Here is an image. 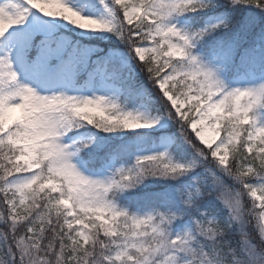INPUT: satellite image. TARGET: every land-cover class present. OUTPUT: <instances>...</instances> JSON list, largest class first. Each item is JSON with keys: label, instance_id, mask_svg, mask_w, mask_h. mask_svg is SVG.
Listing matches in <instances>:
<instances>
[{"label": "snow or ice", "instance_id": "6c2138e0", "mask_svg": "<svg viewBox=\"0 0 264 264\" xmlns=\"http://www.w3.org/2000/svg\"><path fill=\"white\" fill-rule=\"evenodd\" d=\"M0 264H264V0H0Z\"/></svg>", "mask_w": 264, "mask_h": 264}]
</instances>
